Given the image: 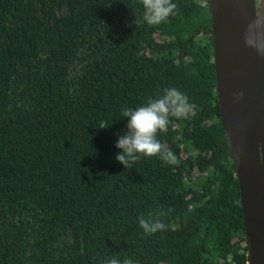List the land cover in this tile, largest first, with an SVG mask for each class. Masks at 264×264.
Returning a JSON list of instances; mask_svg holds the SVG:
<instances>
[{
    "label": "trees",
    "instance_id": "trees-1",
    "mask_svg": "<svg viewBox=\"0 0 264 264\" xmlns=\"http://www.w3.org/2000/svg\"><path fill=\"white\" fill-rule=\"evenodd\" d=\"M172 2L148 25L140 0H0V264H247L208 0ZM170 87L192 105L157 134L179 164L124 168L122 110Z\"/></svg>",
    "mask_w": 264,
    "mask_h": 264
},
{
    "label": "water",
    "instance_id": "water-1",
    "mask_svg": "<svg viewBox=\"0 0 264 264\" xmlns=\"http://www.w3.org/2000/svg\"><path fill=\"white\" fill-rule=\"evenodd\" d=\"M220 121L240 195L247 264H264V0H208ZM250 25L252 27H250Z\"/></svg>",
    "mask_w": 264,
    "mask_h": 264
},
{
    "label": "clouds",
    "instance_id": "clouds-1",
    "mask_svg": "<svg viewBox=\"0 0 264 264\" xmlns=\"http://www.w3.org/2000/svg\"><path fill=\"white\" fill-rule=\"evenodd\" d=\"M143 5V21L148 25H159L174 14L176 4L172 0H140ZM264 24V19L257 18L254 26L259 28ZM250 27H252L250 25ZM249 46L257 48L259 54L264 55V45L258 44L251 36L246 37ZM192 110L188 97L175 87L164 90L157 98H148L143 106L135 109L124 108L122 117L128 118L127 132L119 135L116 147L121 151L115 159L124 168H131L132 164L141 158V155L152 157L159 155L162 161L170 165H178L177 156L157 138L159 133H167L172 118H186ZM110 125L101 122L98 128H106ZM139 226L146 235L155 234L166 229V225L158 218L153 219L152 214L147 218L139 219ZM104 264H134L132 259H124L123 262L113 257L104 261Z\"/></svg>",
    "mask_w": 264,
    "mask_h": 264
},
{
    "label": "flooded vegetation",
    "instance_id": "flooded-vegetation-1",
    "mask_svg": "<svg viewBox=\"0 0 264 264\" xmlns=\"http://www.w3.org/2000/svg\"><path fill=\"white\" fill-rule=\"evenodd\" d=\"M257 1V0H256ZM248 242V241H247Z\"/></svg>",
    "mask_w": 264,
    "mask_h": 264
},
{
    "label": "rangeland",
    "instance_id": "rangeland-1",
    "mask_svg": "<svg viewBox=\"0 0 264 264\" xmlns=\"http://www.w3.org/2000/svg\"><path fill=\"white\" fill-rule=\"evenodd\" d=\"M165 264H167V263H165Z\"/></svg>",
    "mask_w": 264,
    "mask_h": 264
}]
</instances>
